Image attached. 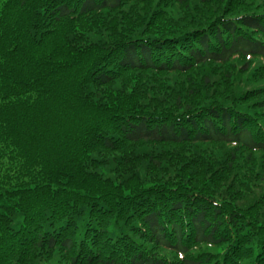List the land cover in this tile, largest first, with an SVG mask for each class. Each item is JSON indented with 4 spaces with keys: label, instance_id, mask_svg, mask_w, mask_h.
Wrapping results in <instances>:
<instances>
[{
    "label": "trees",
    "instance_id": "16d2710c",
    "mask_svg": "<svg viewBox=\"0 0 264 264\" xmlns=\"http://www.w3.org/2000/svg\"><path fill=\"white\" fill-rule=\"evenodd\" d=\"M0 264H264V0H0Z\"/></svg>",
    "mask_w": 264,
    "mask_h": 264
}]
</instances>
